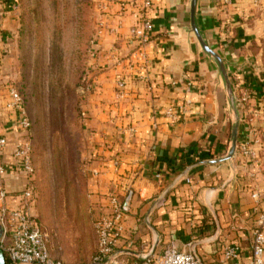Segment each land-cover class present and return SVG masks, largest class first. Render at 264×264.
I'll return each instance as SVG.
<instances>
[{
  "label": "crops",
  "instance_id": "obj_1",
  "mask_svg": "<svg viewBox=\"0 0 264 264\" xmlns=\"http://www.w3.org/2000/svg\"><path fill=\"white\" fill-rule=\"evenodd\" d=\"M123 1V13H118L115 6L104 16L114 25L121 18L122 26L104 31L95 43L90 73L93 89L85 95L83 106L92 136L86 187L91 205L97 207L105 205L108 195H121L125 188L133 186L136 193L125 238L139 253L141 242L148 243V247L151 244V233L142 223L151 200L187 166L222 156L230 135V121L225 113V96L216 87L214 73L207 68L194 40L191 38L188 45L185 34L178 31V26L189 21L187 0H153L149 12L153 32L142 53L137 43L127 37L133 16L129 9L131 0ZM229 1L224 4L223 0H214L212 8L202 2L205 27L215 50L245 64L243 69L230 68L229 75L233 83L239 79L253 89L252 102L259 112L264 110V0ZM17 2L0 0V50L14 33ZM119 78L125 83L120 98L116 96ZM184 102L189 103V109L183 115L177 111ZM0 108L8 139L3 158H11L15 133L11 115L2 109L1 98ZM169 109L177 112L175 118L167 114ZM245 114L237 146L246 134ZM257 123L260 125V120ZM260 154L264 166V148ZM249 167L236 154L234 185L208 195L220 227L217 236L214 218L197 196L203 198L204 189L221 186L229 175L228 168L223 163L193 170L188 175L191 183L178 184L151 216L161 238L155 253L169 242L178 250L189 252L191 245L198 242L195 251L202 264H247L256 226L254 209L264 208V179L251 174ZM94 172L96 178L91 176ZM156 173L161 174V183L155 180ZM23 182V177L8 174L7 191L15 196ZM94 239L96 248L95 236ZM226 246L240 248L235 261L224 259Z\"/></svg>",
  "mask_w": 264,
  "mask_h": 264
},
{
  "label": "rangeland",
  "instance_id": "obj_2",
  "mask_svg": "<svg viewBox=\"0 0 264 264\" xmlns=\"http://www.w3.org/2000/svg\"><path fill=\"white\" fill-rule=\"evenodd\" d=\"M17 1L14 33L0 50V92L12 86L20 93L31 124L30 213L48 232L53 258L85 264L95 251V213L86 187L92 136L83 106L93 89L97 29L120 28V19L114 25L104 16L115 6L121 13L125 1Z\"/></svg>",
  "mask_w": 264,
  "mask_h": 264
},
{
  "label": "built area",
  "instance_id": "obj_3",
  "mask_svg": "<svg viewBox=\"0 0 264 264\" xmlns=\"http://www.w3.org/2000/svg\"><path fill=\"white\" fill-rule=\"evenodd\" d=\"M2 1L9 2L10 0ZM223 3L228 4L230 1L223 0ZM152 6L153 0H131L129 4L133 22L127 28V37L137 43L141 53L149 45L153 32L154 26L149 15ZM125 10L126 8L122 6L121 13ZM119 23L122 24L121 18ZM104 31L101 23L96 35L100 37ZM113 31H115L114 28ZM142 56L145 57V54L143 53ZM234 83L236 96L242 104L243 112L246 113V134L238 144L237 156L244 161L245 165L251 167V174L260 175L264 179V166L261 164L260 154V150L264 148V110L259 112L255 110L252 102L255 94L250 86L239 79H235ZM90 88L91 85H88L87 90ZM124 92L125 83L119 78L116 81V96L120 98ZM0 98L3 101L2 109L11 115L15 133V145L10 154L11 158H3L8 139L4 133L3 115L0 108V251L4 254L6 264H64L63 261L51 256L48 233L30 213L33 198L34 162L28 136L31 124L22 97L15 88L8 86L1 90ZM188 109L189 103L184 102L177 112L184 115ZM177 112L169 109L167 114L175 118ZM259 120L263 126L258 125ZM85 168L87 169V166ZM8 174L24 178L22 188L15 196L7 191L5 179ZM91 176L96 178L97 173L94 172ZM154 177L158 183H161V174L156 173ZM185 182L190 184V178H186ZM135 193L133 186H129L121 195H108L105 205L97 207L91 205V211L95 213L92 220V232L96 238V248L85 264H202L191 250L189 252L180 251L171 242L167 243L160 253H154L142 262L122 261L118 257H112L117 249L138 253L133 249L132 242L125 238L126 223ZM254 210L256 226L251 242V260L247 264H264V208ZM148 245L146 242H141L139 253L146 252ZM239 252L240 248L237 246H226L223 257L226 261H235Z\"/></svg>",
  "mask_w": 264,
  "mask_h": 264
},
{
  "label": "water",
  "instance_id": "obj_4",
  "mask_svg": "<svg viewBox=\"0 0 264 264\" xmlns=\"http://www.w3.org/2000/svg\"><path fill=\"white\" fill-rule=\"evenodd\" d=\"M206 1L209 8L213 7L214 0H187L186 10L188 12L189 21L187 25L178 26L179 33H184L186 38V43L190 45L191 38L197 44L199 51L203 57L204 62L207 65V68L214 73V79L217 88H221L223 90L225 96V113L230 121V135L227 142L226 150L222 156L204 159L198 162H195L189 166H187L183 171L173 178V180L168 183L157 196L152 201L148 210L143 216L142 223L151 233V244L149 249L143 253H136L131 251H117L112 257L117 258L121 255L133 257L140 262L145 261L149 257H151L156 249L161 244V238L159 232L153 227L151 223V216L154 213L156 207L159 203L166 199V197L176 188V186L188 178V175L195 169L203 166H212L225 163L229 175L227 179L223 182V184L219 187L215 188H206L204 189L205 195L203 198L200 195L197 196L198 202L205 206V208L209 211V213L213 216L215 224H216V233L217 236L220 233V227L218 224V219L216 213L214 212L212 205L209 202L208 195L210 192H222L224 189L230 185L231 187L234 185L236 181V171L234 168V158L237 154V142H238V134L243 122V108L242 104L239 102L234 83L229 75L230 68H238L243 69L245 64H239L238 61H233L226 57V55L222 52H218L215 50L213 45L211 44V39L209 36V32L205 27L204 19H203V11H202V2ZM246 63V62H245ZM1 234V228H0ZM198 242H194L191 247V252L195 256V258L200 262V259L195 251ZM0 264H6L4 255L0 251Z\"/></svg>",
  "mask_w": 264,
  "mask_h": 264
},
{
  "label": "trees",
  "instance_id": "obj_5",
  "mask_svg": "<svg viewBox=\"0 0 264 264\" xmlns=\"http://www.w3.org/2000/svg\"><path fill=\"white\" fill-rule=\"evenodd\" d=\"M154 198H155V197H154ZM154 198H153V199H154ZM153 199L151 200V202L153 201ZM3 255H4V254H3ZM129 260H130V261H137V260H135L134 258H130Z\"/></svg>",
  "mask_w": 264,
  "mask_h": 264
}]
</instances>
